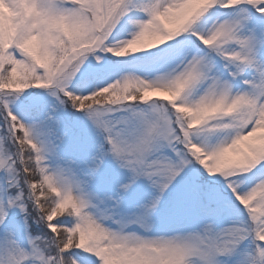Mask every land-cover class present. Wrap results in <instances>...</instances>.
<instances>
[{
  "label": "snow or ice",
  "instance_id": "6c2138e0",
  "mask_svg": "<svg viewBox=\"0 0 264 264\" xmlns=\"http://www.w3.org/2000/svg\"><path fill=\"white\" fill-rule=\"evenodd\" d=\"M0 264H264V0H0Z\"/></svg>",
  "mask_w": 264,
  "mask_h": 264
},
{
  "label": "rangeland",
  "instance_id": "374dc122",
  "mask_svg": "<svg viewBox=\"0 0 264 264\" xmlns=\"http://www.w3.org/2000/svg\"><path fill=\"white\" fill-rule=\"evenodd\" d=\"M153 95H156V94H153Z\"/></svg>",
  "mask_w": 264,
  "mask_h": 264
}]
</instances>
